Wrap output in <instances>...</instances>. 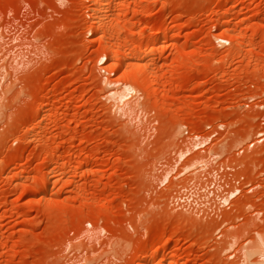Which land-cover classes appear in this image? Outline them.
<instances>
[{"label":"rangeland","instance_id":"1","mask_svg":"<svg viewBox=\"0 0 264 264\" xmlns=\"http://www.w3.org/2000/svg\"><path fill=\"white\" fill-rule=\"evenodd\" d=\"M261 240L264 0H0V264H262Z\"/></svg>","mask_w":264,"mask_h":264},{"label":"bare ground","instance_id":"2","mask_svg":"<svg viewBox=\"0 0 264 264\" xmlns=\"http://www.w3.org/2000/svg\"><path fill=\"white\" fill-rule=\"evenodd\" d=\"M113 51V50H112ZM115 51V50H114ZM113 58H111V59H114V57L115 56H117V55H115L114 54V52H113ZM111 56V55H110ZM149 57H151V56H149V55H147V54H145L144 52H142L141 54H139L138 56H136V57H134L135 59H137V61H139L140 60V62L142 63V64H137L138 62H135L134 64H136V71L135 72H137V76H139V74L141 73L142 75H143V82H142V84H144L145 83V85H146V83L148 82V73H147V67H146V61L148 60V59H150ZM115 59H116V57H115ZM135 61V60H134ZM133 64V63H132ZM144 85V86H145ZM149 85V84H148ZM148 85H147V87H148ZM146 87V88H147ZM98 173H100V171H99V169H98ZM260 246H261V249H260V251H262V257L264 258V240H261L260 241ZM259 246V247H260ZM264 260V259H263ZM171 263H173L174 264V261H172ZM170 263V264H171ZM261 264V263H260ZM262 264H264V261L262 262Z\"/></svg>","mask_w":264,"mask_h":264}]
</instances>
